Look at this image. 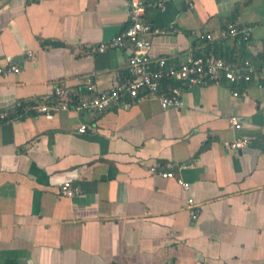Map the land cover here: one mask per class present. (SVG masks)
<instances>
[{
    "label": "crops",
    "instance_id": "1",
    "mask_svg": "<svg viewBox=\"0 0 264 264\" xmlns=\"http://www.w3.org/2000/svg\"><path fill=\"white\" fill-rule=\"evenodd\" d=\"M146 1L153 58L264 53V0ZM130 21V0H0V66L21 68L0 73V264H264V87L182 85L184 106L166 109L125 94L101 113L34 110L57 83L123 84L131 48L97 46ZM232 22L250 39L221 38ZM171 164L176 177L151 170ZM66 180L81 193L62 195Z\"/></svg>",
    "mask_w": 264,
    "mask_h": 264
},
{
    "label": "built area",
    "instance_id": "2",
    "mask_svg": "<svg viewBox=\"0 0 264 264\" xmlns=\"http://www.w3.org/2000/svg\"><path fill=\"white\" fill-rule=\"evenodd\" d=\"M131 21L129 26L118 36L101 42L97 46L100 52L108 48L125 47L131 48V55L128 59L129 78L123 83L116 85L109 90L96 91L92 81L87 82L86 88L89 94L72 92L61 83L53 86V90L42 94L33 105L37 113L46 116H53L58 110L75 109L86 113H101L114 105H120L125 94L136 98L140 95L157 98L162 108L182 107L184 99L182 97V85L189 89L197 86L208 85L213 82L226 81L232 84L234 96L245 94L250 84L264 87V62L253 61L251 59H233L216 56L213 53L201 51L190 56L187 60L175 63L168 57L162 56L153 58L149 54L150 40L147 38L151 32V25L146 20L148 3L146 0H130ZM164 6L160 0L157 4ZM200 39L207 42L214 40L215 36L211 32L197 33ZM221 38L240 37L249 40L251 31L243 28L236 22L228 24L219 32ZM21 68L17 64L0 66V73H18ZM167 81V83H165ZM180 85H173L172 82ZM9 113L0 111V119H7ZM232 126L240 128L242 121L237 115L230 117ZM87 125L81 124L80 132H85ZM246 138H237L228 143L233 149L241 148L247 144ZM174 166L171 164L168 169L151 168L162 177H176ZM185 192L191 187V183L178 177ZM60 193L64 196L73 197L81 193L79 188L66 180L60 187ZM188 203L193 204L194 198L189 196ZM196 217V214H194Z\"/></svg>",
    "mask_w": 264,
    "mask_h": 264
},
{
    "label": "trees",
    "instance_id": "3",
    "mask_svg": "<svg viewBox=\"0 0 264 264\" xmlns=\"http://www.w3.org/2000/svg\"><path fill=\"white\" fill-rule=\"evenodd\" d=\"M207 53H210V52L207 51ZM214 55H215V54H214ZM216 56H218V55H216ZM220 57H224V58H226V59H229V57H225V56H220ZM257 61L264 62V53L261 54V55H259ZM165 83H167V81H165ZM172 84H173V85H177V84H179V83L176 82V81H175V82L173 81Z\"/></svg>",
    "mask_w": 264,
    "mask_h": 264
}]
</instances>
